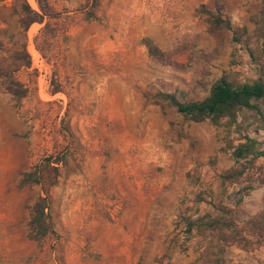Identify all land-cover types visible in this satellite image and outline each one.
Returning <instances> with one entry per match:
<instances>
[{
  "label": "rangeland",
  "instance_id": "rangeland-1",
  "mask_svg": "<svg viewBox=\"0 0 264 264\" xmlns=\"http://www.w3.org/2000/svg\"><path fill=\"white\" fill-rule=\"evenodd\" d=\"M45 1L53 15L23 30L37 0H0V264H264L262 117L195 122L160 98L264 83L260 0ZM46 157L52 177L18 186ZM46 194L52 231L36 242Z\"/></svg>",
  "mask_w": 264,
  "mask_h": 264
},
{
  "label": "trees",
  "instance_id": "trees-1",
  "mask_svg": "<svg viewBox=\"0 0 264 264\" xmlns=\"http://www.w3.org/2000/svg\"><path fill=\"white\" fill-rule=\"evenodd\" d=\"M37 2L40 12L31 9L27 3L21 4L22 17L20 25L23 30H27L33 23H42L45 18L53 15L45 0H37ZM260 3L261 11L256 24L259 25L257 30L264 36V0H260ZM203 13L207 15V20L213 27L231 30V24L227 19L212 12L203 11ZM91 15L94 17V14L91 13ZM238 31L235 32L236 36H234L236 42L240 41V37L243 33H246V29L241 28L240 36H237ZM143 44L150 56L161 57L162 52L152 41L144 39ZM15 95L18 97L23 96L22 93ZM160 98L174 107L177 113L195 122L209 119L213 125H218L222 119L234 116L239 108L254 110L263 119L259 106L254 102L264 99V83L261 81L234 87L225 78H220L211 86L207 97L201 101L182 103L177 100L174 94H161ZM50 162L51 157H46L29 171L24 172L19 179L18 186L39 185L50 179L52 177L49 172ZM53 169L56 171V168ZM52 183H54V180L50 181L49 185H52ZM47 195L39 196L30 212L29 238L36 242L42 241L52 231ZM199 221L188 222L187 232H190L193 226L204 225Z\"/></svg>",
  "mask_w": 264,
  "mask_h": 264
},
{
  "label": "crops",
  "instance_id": "crops-1",
  "mask_svg": "<svg viewBox=\"0 0 264 264\" xmlns=\"http://www.w3.org/2000/svg\"><path fill=\"white\" fill-rule=\"evenodd\" d=\"M260 110H261V108H260ZM261 113H262V110H261ZM262 120H263L262 124H263V126H264V118H263ZM261 141H263V142H261V143H262L261 146H262V149H263V150H262V153L260 154L259 157H261V158L264 159V139L261 140ZM252 196L254 197V199H257V198H259V197H261V196L264 197V187L259 188V189H254L253 192H252ZM262 250L264 251V247H263ZM263 253H264V252H263ZM263 260H264V257H263Z\"/></svg>",
  "mask_w": 264,
  "mask_h": 264
},
{
  "label": "bare ground",
  "instance_id": "bare-ground-1",
  "mask_svg": "<svg viewBox=\"0 0 264 264\" xmlns=\"http://www.w3.org/2000/svg\"><path fill=\"white\" fill-rule=\"evenodd\" d=\"M30 1H31V3L35 6L34 0H30Z\"/></svg>",
  "mask_w": 264,
  "mask_h": 264
}]
</instances>
